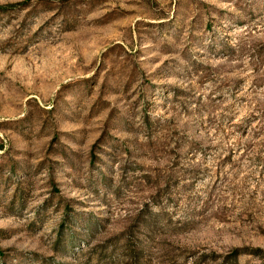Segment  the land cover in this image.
Listing matches in <instances>:
<instances>
[{"label": "rangeland", "instance_id": "374dc122", "mask_svg": "<svg viewBox=\"0 0 264 264\" xmlns=\"http://www.w3.org/2000/svg\"><path fill=\"white\" fill-rule=\"evenodd\" d=\"M0 264H264V0H0Z\"/></svg>", "mask_w": 264, "mask_h": 264}]
</instances>
